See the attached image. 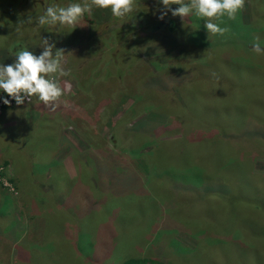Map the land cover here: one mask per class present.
<instances>
[{
    "label": "rangeland",
    "instance_id": "obj_1",
    "mask_svg": "<svg viewBox=\"0 0 264 264\" xmlns=\"http://www.w3.org/2000/svg\"><path fill=\"white\" fill-rule=\"evenodd\" d=\"M53 2L76 0H0V64L48 38L69 72L55 110L0 91V264H264V0L223 17L224 36L194 15L158 19L160 0L16 30ZM139 124L172 126L129 135ZM219 147L233 157L213 155L203 183Z\"/></svg>",
    "mask_w": 264,
    "mask_h": 264
},
{
    "label": "clouds",
    "instance_id": "obj_2",
    "mask_svg": "<svg viewBox=\"0 0 264 264\" xmlns=\"http://www.w3.org/2000/svg\"><path fill=\"white\" fill-rule=\"evenodd\" d=\"M160 3L163 11L158 19H164L168 12L173 17H180L182 21L194 15L204 21L208 34L224 36L230 29L221 26L224 23L222 18L226 16L229 20H235L243 10L245 0H160ZM173 4L178 7L172 9ZM136 8L137 0H76L63 6L53 2L45 6L41 15L20 20L16 30L19 32L23 25H31L33 19L41 27L60 25L74 29L94 9L110 10L113 17L124 20ZM39 46L43 49L39 55L21 49L13 63L0 64V91L6 93L18 106L24 104L25 100L30 102L35 96L45 106L55 110L57 102L65 94V88L61 87L57 77L69 75L65 70L66 54L64 49L56 48L55 42L50 43L48 38H41ZM252 51L257 55L264 54L259 37L255 38ZM2 102L4 105L10 104L9 99H3Z\"/></svg>",
    "mask_w": 264,
    "mask_h": 264
},
{
    "label": "trees",
    "instance_id": "obj_3",
    "mask_svg": "<svg viewBox=\"0 0 264 264\" xmlns=\"http://www.w3.org/2000/svg\"><path fill=\"white\" fill-rule=\"evenodd\" d=\"M177 71V70H176ZM231 72V71H230ZM182 74H183V71L181 72ZM181 74V75H182ZM237 75V74H236ZM176 85H178V87H177V91H178V93H181V86H180V84H176ZM182 97V99L183 100H185V98H184V96H181ZM197 102V101H196ZM201 110H204V109H201ZM169 115H173V113L171 112H169ZM242 115L241 114H239L238 112H236V113H234V116H232L231 118H233V120L235 121V118H238L239 119V117H241ZM171 126L172 125H170V127L169 126H166V125H159V124H139V125H136L134 128H131L130 130H128L127 132L129 133V135H135V134H138V133H140L141 131H144V130H146L148 127H152V129H151V133L152 134H154V129H164V130H167L168 128H171ZM258 132H259V130H257ZM247 136H252V137H254V138H257L256 136H253V134H250V135H247ZM246 136V137H247ZM219 137H220V139L221 140H223V139H226V140H231L232 139V137L231 136H228V135H226L225 133H222V134H220L219 135ZM247 139H249V138H247ZM241 149H242V147H241ZM134 150H129L128 152H129V154H132V152H133ZM152 154V153H151ZM154 154H156V153H154ZM222 154V156L224 157V160L226 159V158H232L233 156L229 153V154H226L225 153V150H222L220 147L218 148V150L216 151V152H212V154H208V155H206V156H203L202 155V160H204L205 161V163H206V165L210 168V169H212L211 171H215L216 173H215V175H213L212 177H211V179H208L207 178V175L208 174H206V173H203V174H201L202 176H201V179H203L202 180V182L203 183H207V182H209L210 181V183L211 184H214L215 185V180H213V179H215V177L217 176V172H218V167H217V165H218V159H213L212 158V156L213 155H215L217 158H219V156ZM36 157V156H35ZM191 160H194V161H197V159L196 158H192V157H190V158H188V159H186V158H184L183 159V161H181V166H183L185 169H188L189 167H187V166H189V165H192L193 164V162L194 161H191ZM94 165V164H93ZM95 167L93 166V169H94ZM159 169H161V170H165L162 166H159ZM119 172H122L121 171V169H119ZM162 173V172H161ZM182 173V172H181ZM191 173V178L193 179V181H194V179H196V177L198 176L199 177V175H197V174H195V173H193V172H187L186 174L187 175H179V176H181L180 177V179H182V180H189V179H191L190 178V176H189V174ZM183 174H185V173H183ZM95 175H97L96 173H95ZM120 175H123L122 173H120ZM194 175H196V176H194ZM154 176H158V175H154ZM251 176V175H250ZM131 177L133 178V179H135L134 178V176H132L131 175ZM174 177V176H173ZM123 178V180H126L127 178H129V176L128 177H126V178H124V177H122ZM177 178H179V177H177ZM77 179V178H76ZM127 181H129L131 184H132V186H133V184H135V183H133V182H131L130 180H127ZM67 184V183H66ZM68 185V184H67ZM66 185V186H67ZM134 188H135V190L136 189H138L137 188V186H133ZM95 188H97V186H95ZM219 188V187H218ZM218 188H216V190H215V192L217 191V189ZM215 189V188H214ZM81 191H82V186H81V189H80ZM147 262H144V263H142L141 261H137V260H134V259H127V260H125L122 264H161V263H159L158 261H148V260H146Z\"/></svg>",
    "mask_w": 264,
    "mask_h": 264
}]
</instances>
